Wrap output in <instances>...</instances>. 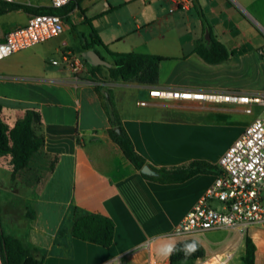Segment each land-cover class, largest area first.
I'll return each instance as SVG.
<instances>
[{
  "label": "crops",
  "instance_id": "crops-1",
  "mask_svg": "<svg viewBox=\"0 0 264 264\" xmlns=\"http://www.w3.org/2000/svg\"><path fill=\"white\" fill-rule=\"evenodd\" d=\"M196 2L213 34L230 52L228 59L210 63L196 51L197 42L210 38L193 0H72L60 13L65 23L62 33L0 59L4 121L13 127L27 109L35 108L43 123L44 150L34 157L42 158L46 169L35 198L33 231L27 235V242L47 251L43 264L116 263L118 257L126 264L149 258L170 264L172 248L181 239L169 245L166 257L157 253L155 242L173 236L171 232L213 185L222 154L256 117L240 123L233 117L232 123L238 124L228 137L227 120H215L214 116L228 115L237 108L232 104L200 105L189 102L196 100H183L186 102L180 105L149 95L154 87L260 93L240 91L234 83L252 59L254 41L246 28L248 21L263 31L259 34L262 43L256 48L262 58L264 0ZM31 5L50 6V1ZM30 14L21 8L1 13L0 41L11 29L26 24ZM93 30L105 46L96 43L92 47L109 61V51L162 56L157 82H104L93 75L86 60L80 78L64 64H52L67 49L82 56L83 44L92 41ZM100 74L107 72L103 69ZM142 99L148 104L140 105ZM109 100L135 148L149 163L160 167L203 160L215 164L216 172L172 183L143 177L109 134ZM2 157L11 159L10 155ZM53 160L55 166L49 172ZM71 206L110 216L115 222L112 245L105 247L73 236L58 240ZM248 235L256 246L255 264H264V226L251 227ZM228 249L235 251L233 259L240 257L242 264L245 237L241 236L238 244L228 243L224 251Z\"/></svg>",
  "mask_w": 264,
  "mask_h": 264
},
{
  "label": "trees",
  "instance_id": "trees-1",
  "mask_svg": "<svg viewBox=\"0 0 264 264\" xmlns=\"http://www.w3.org/2000/svg\"><path fill=\"white\" fill-rule=\"evenodd\" d=\"M203 22L205 31L208 30L210 39L196 43V51L208 62L218 63L229 58L230 52L223 42L216 38L212 28L202 12L201 6L193 0ZM24 9L29 13H62L64 8L52 6H34L26 3L7 2L0 0V14L12 9ZM67 9H65L66 11ZM92 41L83 44L85 49L94 44L104 43L95 30ZM112 60L110 67L103 65H91L94 76L101 81L124 80L137 81L144 84H155L159 76V63L162 56L136 52H108ZM106 69L107 74L102 76L100 72ZM98 73L100 75H98ZM107 112L110 120L109 134L117 143L126 158L138 169L143 177L161 183L182 182L198 173H215V164L193 160L176 166H154L140 154L126 130L121 116L113 103L109 100ZM45 136L41 115L35 108L27 109L25 115L19 118L13 127H10L3 119L2 105L0 104V156H11L13 165L12 177L20 171L29 170L35 154L44 150ZM149 165L157 172L156 175L147 174L143 167ZM55 160L50 163L49 172H52ZM31 219L35 218V209L30 212ZM70 223V226L68 224ZM115 233V222L102 213L82 212L77 206H71L65 221L62 223L58 240L68 237H76L85 241L93 242L105 247L112 245ZM0 247L5 264H43L47 251L38 245L26 244L20 237L6 234L0 223ZM256 246L247 235L245 237V253L242 264H255ZM206 256L200 242L192 237H187L176 242L170 253V264H192L199 258Z\"/></svg>",
  "mask_w": 264,
  "mask_h": 264
},
{
  "label": "built area",
  "instance_id": "built-area-1",
  "mask_svg": "<svg viewBox=\"0 0 264 264\" xmlns=\"http://www.w3.org/2000/svg\"><path fill=\"white\" fill-rule=\"evenodd\" d=\"M30 4L23 0H3ZM50 6L63 8L72 0H49ZM190 1V0H179ZM65 23L59 13H31L26 24L11 29L0 41V59L15 52L45 42L59 35ZM264 61V48L261 50ZM53 65H61L79 77L85 66V59L67 49L60 59H53ZM151 97L163 100H196L202 103H232L244 106L252 114L254 106L264 107V93H225L214 91L171 90L154 87L149 90ZM140 105H147L142 99ZM264 226V116H256L226 149L219 160V172L213 185L189 210L171 232L173 236H191L196 233L234 229L242 237L248 235L251 227ZM150 246V242L148 243ZM234 250L197 259L192 264H231ZM115 262L103 264H126L121 257ZM0 264H5L1 254ZM139 264H160L147 259Z\"/></svg>",
  "mask_w": 264,
  "mask_h": 264
},
{
  "label": "rangeland",
  "instance_id": "rangeland-1",
  "mask_svg": "<svg viewBox=\"0 0 264 264\" xmlns=\"http://www.w3.org/2000/svg\"><path fill=\"white\" fill-rule=\"evenodd\" d=\"M30 2V4L44 3L46 0H23ZM248 32L253 39L252 59L247 64V68L244 74L235 78V89L246 92H264V61L258 54L256 48L262 39L260 35L263 31H260L258 26L251 25L248 21L246 24ZM73 33V30H70ZM261 32V33H260ZM107 72V70L105 69ZM234 80V79H233ZM187 101V100H186ZM186 101L173 100L171 103H178L182 105ZM204 105L199 101H189ZM232 104V103H230ZM237 107L234 108L228 115L215 114L214 119L219 120L223 118L227 120L229 124L226 134L231 137L237 128V122L247 121L255 116H264V107L254 106L253 113L249 114L243 111L244 108L238 104H232ZM242 108V109H240ZM176 109H184L181 106H177ZM185 110V109H184ZM168 113L170 111L167 110ZM176 112V111H175ZM171 114V113H170ZM175 114V113H174ZM230 117V118H229ZM233 117L237 118L236 123H232ZM38 156V155H36ZM32 167L29 170L19 172L15 177H12L13 165L9 157L0 156V223L3 231L6 234H12L20 237L26 244H32L27 242V235L33 231L31 227L32 219L30 212L34 208L36 195L43 182L42 172L46 169L45 164L42 162V158L34 157L32 161ZM192 237L201 243L206 255H211L216 252L224 251L228 243L238 244L241 241V235L237 230L233 229H218L193 234L191 236H169L163 237L155 242V248L159 255L166 257L169 245L175 241V239H184ZM241 264L240 257L233 259L231 264Z\"/></svg>",
  "mask_w": 264,
  "mask_h": 264
},
{
  "label": "water",
  "instance_id": "water-1",
  "mask_svg": "<svg viewBox=\"0 0 264 264\" xmlns=\"http://www.w3.org/2000/svg\"><path fill=\"white\" fill-rule=\"evenodd\" d=\"M206 37L210 38V34L207 31L206 33ZM82 57L90 64V65H103V66H107L110 67L112 65V63L107 60L104 56L101 55V53H99L95 48L91 47V48H87L84 49L82 51ZM143 171L147 174H151V175H156L157 172L155 170H153L149 165H145L143 167Z\"/></svg>",
  "mask_w": 264,
  "mask_h": 264
}]
</instances>
